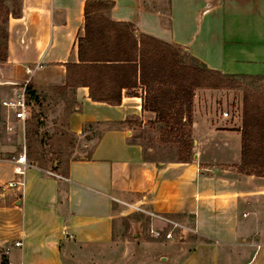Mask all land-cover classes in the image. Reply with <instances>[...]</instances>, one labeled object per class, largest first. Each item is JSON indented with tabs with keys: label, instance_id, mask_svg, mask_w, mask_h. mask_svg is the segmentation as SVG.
<instances>
[{
	"label": "crops",
	"instance_id": "1",
	"mask_svg": "<svg viewBox=\"0 0 264 264\" xmlns=\"http://www.w3.org/2000/svg\"><path fill=\"white\" fill-rule=\"evenodd\" d=\"M87 1L18 0L20 14L9 17L8 56L0 62V152L18 148L20 138L14 137L23 128L15 122V131H6L2 101L26 84L34 87L40 104L45 90L58 89L57 100L71 107L64 129L79 141L89 125L114 127L92 146L84 141L71 148V157L58 161L55 177L34 161L21 178L13 163L0 161V185L23 182L8 188L12 202L0 206V246L10 250L6 264H77L86 247H110L118 202L161 219L153 218L155 229L170 226L181 234V249L168 243L173 251L162 258L167 264H264V222L258 215L264 189L249 186L254 176L222 168L226 156L215 161L203 152L207 144L215 146L222 138L228 144L229 138L239 144L241 164L239 131L207 125L206 135L195 140L199 154L193 161H157L145 155L123 123L143 115L141 86L124 89L118 106L92 101L88 87L64 89L66 65L79 63ZM109 1L115 4L111 19L133 24L137 34L180 46L224 75L264 79V0H169L167 10L146 9V0ZM32 117L30 110L24 130ZM227 144L222 153H228ZM9 168L16 178H8ZM190 234L202 241L193 243ZM19 241L22 246L15 247Z\"/></svg>",
	"mask_w": 264,
	"mask_h": 264
},
{
	"label": "rangeland",
	"instance_id": "2",
	"mask_svg": "<svg viewBox=\"0 0 264 264\" xmlns=\"http://www.w3.org/2000/svg\"><path fill=\"white\" fill-rule=\"evenodd\" d=\"M168 1L146 0V4L150 8L160 6L167 10ZM16 2L18 0H5L8 7L10 9L15 8V10H17ZM189 63L193 62L189 61ZM238 80L241 82V87L239 88H196L194 90L191 125L183 126L177 123L174 119L175 117H170L167 121V119L161 118L159 114L145 110L144 102H142L143 115L128 116L123 122L124 127L130 130L131 133L128 135L143 148L145 155L157 161H175L186 158L187 154L181 153L180 150L183 142H187V136H190L194 144L192 149L194 158L195 154H199L195 146V140L206 135L207 125L221 123L224 129L241 133L245 90H249L251 93L263 91L264 81L255 79ZM57 92L58 89L56 88L45 90V94L42 95L43 100L39 105L29 102L33 116L32 121H29L26 125L28 129L25 128L24 130V126L19 128L14 137V139L20 138V145L12 153L1 150L5 158L17 157L20 153H25L29 165L32 166V162L35 161L38 167L45 169L49 175L54 177L57 175L55 167L60 164L58 161L67 156L68 158L71 157L69 153L71 148L77 145L79 147L82 146L84 141H87V144L92 146L104 130L114 127L107 123L89 125L85 128V136L79 141L78 138H75L64 129L66 113L71 107H67V104L57 100ZM144 111L148 113L144 114ZM225 113H228L229 116L224 117ZM226 140L228 144L224 142L225 138H222V142H218L220 145L217 143H214L215 146L207 144V148L203 152L215 161H218L221 158L220 156H226L223 157L224 161L222 160V162L226 164L222 163V168L229 169L234 167L242 175L254 176L251 179L253 184L249 186L264 189V169L258 168L252 175L242 173L240 170L241 165L238 164L240 157L239 144L229 138ZM58 143H61V148H59ZM226 144L229 149L228 153H222L220 149L224 148L223 145L225 146ZM62 146L64 149H62ZM62 150L64 152H60ZM9 177L16 178L10 168L8 169ZM8 184L9 182L0 185V206L11 204L12 202L7 195L8 188L6 187ZM133 205L130 202H118L116 204L117 217L115 219V243L113 245L100 247L97 250L86 247L83 250L82 258L74 260V262L77 264H167V260L162 258L173 251L168 249V243L173 242V249L175 250L181 249V234L176 231L172 232L170 226L159 227L165 232H172L173 239L167 241L154 238L151 234V230L154 229L152 223L159 222L161 219L150 215L138 205L136 207ZM260 205H263V207H260L258 215L264 222V201H261ZM249 209L251 211L252 207ZM153 218L155 221L152 222ZM155 228L158 227L155 225ZM190 240L193 243L202 241L198 236L192 234H190ZM190 247L187 246L186 253L191 251ZM6 261L5 249L0 246V264H6Z\"/></svg>",
	"mask_w": 264,
	"mask_h": 264
},
{
	"label": "trees",
	"instance_id": "3",
	"mask_svg": "<svg viewBox=\"0 0 264 264\" xmlns=\"http://www.w3.org/2000/svg\"><path fill=\"white\" fill-rule=\"evenodd\" d=\"M16 6L17 10L10 9L5 0H0V62L7 60L9 17L20 14L19 2ZM114 6L109 0L85 3V34L78 39L79 63L66 65L64 89L88 87L92 101L118 106L122 104L124 89L141 86L145 90V110L167 121L175 117L177 123L186 126L192 124L196 88H239L238 79L264 81L259 77L224 75L209 69L180 46L137 34L133 24L111 19ZM26 93L29 102L40 104L31 84L27 85ZM241 133L240 170L252 175L258 168L264 169V90L256 93L245 90ZM187 137L180 150L187 157L180 161L191 162L194 144Z\"/></svg>",
	"mask_w": 264,
	"mask_h": 264
},
{
	"label": "built area",
	"instance_id": "4",
	"mask_svg": "<svg viewBox=\"0 0 264 264\" xmlns=\"http://www.w3.org/2000/svg\"><path fill=\"white\" fill-rule=\"evenodd\" d=\"M27 85L22 86L16 93V96L12 99H5L2 101V106L8 111L7 119L5 120V129L7 132H14L16 129V123L20 122L23 126H25L29 115H30V105L27 100L26 88ZM229 114L225 113L224 117H228ZM0 161L11 162L15 165V173L19 177H23L25 171L30 166L27 162V156L25 153L20 154L17 157L5 158L3 154L0 152ZM21 178L17 181H12L8 184L6 188H14L16 186H22L23 182ZM151 234L156 239H165L171 240L173 239L172 232H165L161 229H152ZM15 247H21L22 242H15ZM10 250H6L5 253L9 254Z\"/></svg>",
	"mask_w": 264,
	"mask_h": 264
},
{
	"label": "water",
	"instance_id": "5",
	"mask_svg": "<svg viewBox=\"0 0 264 264\" xmlns=\"http://www.w3.org/2000/svg\"><path fill=\"white\" fill-rule=\"evenodd\" d=\"M195 157H197V155Z\"/></svg>",
	"mask_w": 264,
	"mask_h": 264
}]
</instances>
